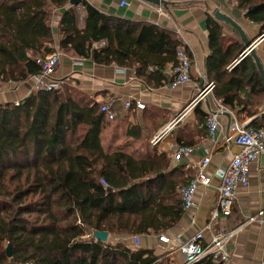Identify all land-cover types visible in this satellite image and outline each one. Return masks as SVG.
<instances>
[{
    "label": "trees",
    "instance_id": "16d2710c",
    "mask_svg": "<svg viewBox=\"0 0 264 264\" xmlns=\"http://www.w3.org/2000/svg\"><path fill=\"white\" fill-rule=\"evenodd\" d=\"M234 1L249 21L261 24L263 34L264 0ZM68 2L0 0V91L9 82L19 84L37 75L35 60L55 54L47 8ZM81 6L86 12L83 29L78 28L75 7L62 12L59 49L99 65L134 68L144 82L162 84L163 69L177 64L176 50L182 47L171 32L151 24L124 26L84 1ZM223 41L220 26L211 22L207 77L218 101L246 111L264 95L262 82L250 55L239 61L243 44L225 46ZM100 42L101 48L92 47ZM149 67L153 73L147 72ZM104 121L99 105L70 87L65 95L61 90L38 91L17 104L0 106V264H156L149 250L102 244L91 233L161 234L185 212L178 188L192 180L178 185L169 175L158 176L166 161L161 165L134 161L121 152L105 153ZM248 127L261 128L256 123ZM198 264L217 263L207 257Z\"/></svg>",
    "mask_w": 264,
    "mask_h": 264
},
{
    "label": "crops",
    "instance_id": "0c3cea01",
    "mask_svg": "<svg viewBox=\"0 0 264 264\" xmlns=\"http://www.w3.org/2000/svg\"><path fill=\"white\" fill-rule=\"evenodd\" d=\"M70 1L63 7L50 5L47 8L49 26L53 30L52 48L55 52L62 53L52 78L66 80L68 87L76 88L92 102L93 99L100 102L108 98L117 100L113 106L116 120L104 121L101 133V144L105 153L121 152L134 161H154L161 165L166 161L167 166L159 168L158 176L169 175L167 179L178 180V185H181L193 180L196 170L192 164L206 155L210 157L214 167L223 168L229 164L237 149L231 142L226 143L225 138L233 135L231 126L234 122L239 126L256 123L264 129V95H260L252 108L247 107L246 111H243L241 106L232 108L223 105L215 98L213 91L205 93L197 104L189 105L196 94V84L199 88H204L205 81L213 83L207 77L205 64L210 55L211 22L220 26L225 46L240 42L245 50L238 30L218 19L216 12L231 19L247 41L257 40L253 50L264 72V33H260L261 24L249 21L245 17V11L239 9L234 0H158L159 4L146 0H80L77 5L70 4ZM82 1L99 13L120 20L124 26L151 24L171 32L180 41V48L192 61L191 81L173 89L167 87L172 81L170 71L174 66L169 64L162 71L166 80L156 87L154 83H146L137 77L134 68L129 70L115 64L99 65L91 59L79 58L71 51L59 49L58 26L64 10L75 7L78 28L83 29L85 26L86 12L84 6H81ZM121 2L128 5H120ZM103 45V42L94 43L92 47L97 49ZM247 55L250 54L243 58ZM250 57L252 58L251 55ZM252 60L255 64L253 58ZM147 72L153 73L154 69L149 67ZM198 73H201L205 80L199 78ZM260 79L264 89L261 76ZM33 86V78L19 84L9 82L3 85L0 91V106L3 107L7 103L17 104L35 92ZM239 96L244 98L245 93ZM249 98L252 102L254 97L249 95ZM126 100L139 101L145 108H131L125 111L122 104ZM217 103L228 112L218 116L220 127L214 136L215 143L208 136L205 123L208 113L216 108ZM170 125L169 130L164 132ZM157 136L160 137L159 142L151 144V140ZM177 146L191 147L192 153L188 158L175 161L172 153ZM161 156L165 157L164 161ZM218 184L216 178H211L208 186H199L194 195L193 208L185 211L173 227L161 234L169 239L179 237L181 242H185L201 232L203 244H208L211 236L216 233L238 229L225 245L228 261L223 264H261L264 258V226L245 221L247 217L264 209V155L251 165L248 186L236 191V202L231 215L219 216L218 219L210 221V212L216 205ZM108 240L132 244L131 237L123 235L108 234ZM140 240L139 248L151 251L157 257L156 264L183 263V256L178 252L176 241L169 245L162 244L157 234L142 235Z\"/></svg>",
    "mask_w": 264,
    "mask_h": 264
},
{
    "label": "built area",
    "instance_id": "2783aa9c",
    "mask_svg": "<svg viewBox=\"0 0 264 264\" xmlns=\"http://www.w3.org/2000/svg\"><path fill=\"white\" fill-rule=\"evenodd\" d=\"M120 5L127 6L128 4L126 2H121ZM61 54L62 53L58 51L49 58H38L35 60L36 64L40 67V72L31 77L34 79V93H37L38 91L52 92L58 90L63 92L69 86L66 80H56L52 78V75L59 64V57ZM246 54H248V52H246ZM176 59L177 64L174 65L170 71L172 81L167 86L171 89L189 83L192 77V61L183 49L178 48L176 50ZM198 76L205 80V77L201 73H198ZM213 87V83H206V81L204 88H199L196 84L194 89L196 94L192 97L189 105L197 104V102L203 98L205 93L213 90ZM93 102H98L99 110L107 121H114L116 119V114L113 110V106L117 102L116 99L108 98L103 102L93 99ZM122 108L125 111L131 108L143 110L145 105L139 101L132 102L131 100H126L123 102ZM224 112L228 111L224 109L222 105L217 103L216 108L213 111H210L207 115L205 124L208 136L212 142H215L214 136L220 127L218 116ZM170 127L171 125L167 126L164 129V132L169 130ZM231 131L233 135L225 138V141L226 143L231 142L236 147L237 151L233 154L226 167L220 168L212 166L208 155L192 164V167L196 170L195 177L186 186L178 188V196L184 211L193 208L194 195L198 187L208 186L211 178H216L219 182L217 199L214 209L210 212V221L218 219L219 216L228 217L231 215L236 202V191L238 188H246L248 186L251 165H253L261 155H264V129H254L248 127V125L239 126L234 122L231 126ZM159 139V136L153 138L151 144H157ZM191 153V147L177 146L173 150L172 157L175 161H180L188 158ZM100 182L104 187H108V184L103 179H101ZM263 217L264 209L247 217L245 222L257 223L258 225L264 226ZM237 230L238 229H234L228 232L216 233L214 236H211L208 244H203V236L201 232L196 233L185 242H181L179 237L169 239L164 234L158 235V240L165 245H169L170 243H173V241H176L178 243V252L183 256L182 264H198L207 257H211V260L214 263L223 264L228 261V252L226 251L225 245L228 240L235 235ZM131 243L133 247L139 248L141 243L140 236H132ZM261 264H264V258L261 261Z\"/></svg>",
    "mask_w": 264,
    "mask_h": 264
},
{
    "label": "water",
    "instance_id": "95a60500",
    "mask_svg": "<svg viewBox=\"0 0 264 264\" xmlns=\"http://www.w3.org/2000/svg\"><path fill=\"white\" fill-rule=\"evenodd\" d=\"M148 2H152V3H160V1L158 0H146ZM78 3H80V0H71L70 1V4L72 5H77ZM215 16L220 19L221 21L225 22V23H228L230 25H233L239 32V34L241 35V38L244 42V45H245V50L241 53L240 57L243 58L245 55H246V52H248V54H250L252 56V58L254 59L255 61V64L257 66V69L259 71V74L262 78V81H263V85H264V72H263V69H262V66L253 50V47L254 45L256 44L257 40H254L252 42H249L246 40V38L243 36L241 30L239 29V27L231 20L229 19L228 17H226L225 15L219 13V12H216L215 13ZM91 236L93 239L99 241L100 243L104 244L107 242L108 240V232L106 231H97V230H93L92 233H91ZM5 252H6V256L7 257H10L11 256V252H10V245L8 244L6 249H5Z\"/></svg>",
    "mask_w": 264,
    "mask_h": 264
},
{
    "label": "rangeland",
    "instance_id": "374dc122",
    "mask_svg": "<svg viewBox=\"0 0 264 264\" xmlns=\"http://www.w3.org/2000/svg\"><path fill=\"white\" fill-rule=\"evenodd\" d=\"M68 88H69V87H67L66 89H68ZM62 93H64V91H63ZM106 243L114 244V243H116V242L111 241V240H108ZM106 243H104V244H106ZM5 249H6V248H5Z\"/></svg>",
    "mask_w": 264,
    "mask_h": 264
}]
</instances>
